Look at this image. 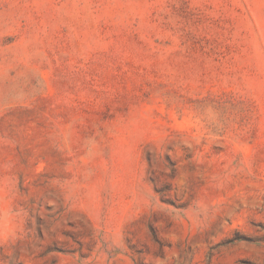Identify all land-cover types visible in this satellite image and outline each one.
<instances>
[{
  "label": "rangeland",
  "instance_id": "obj_1",
  "mask_svg": "<svg viewBox=\"0 0 264 264\" xmlns=\"http://www.w3.org/2000/svg\"><path fill=\"white\" fill-rule=\"evenodd\" d=\"M0 264H264V0H0Z\"/></svg>",
  "mask_w": 264,
  "mask_h": 264
}]
</instances>
